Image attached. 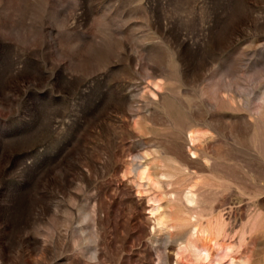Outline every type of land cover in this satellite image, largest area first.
Returning a JSON list of instances; mask_svg holds the SVG:
<instances>
[{"label":"rangeland","instance_id":"obj_1","mask_svg":"<svg viewBox=\"0 0 264 264\" xmlns=\"http://www.w3.org/2000/svg\"><path fill=\"white\" fill-rule=\"evenodd\" d=\"M215 257L264 264V0H0V264Z\"/></svg>","mask_w":264,"mask_h":264},{"label":"bare ground","instance_id":"obj_2","mask_svg":"<svg viewBox=\"0 0 264 264\" xmlns=\"http://www.w3.org/2000/svg\"><path fill=\"white\" fill-rule=\"evenodd\" d=\"M189 140L192 141V135L191 132L189 133ZM151 181V180H150ZM193 192L190 189H187L186 191H184V200L187 203H193L194 202V196H193ZM157 209V208H156ZM163 217V216H162ZM158 223L162 222L160 219L161 218H157ZM160 221V222H159ZM164 223V222H162ZM161 223V224H162ZM185 250H187L188 255L190 256V258H192L194 261L198 262V261H202V260H208L209 259V252L208 249L205 247H196L191 241H186L185 243ZM179 249H181V247H178V250L176 253L179 252ZM218 254V253H217ZM218 256V255H217ZM216 256V257H217ZM216 257L214 258L216 260ZM213 259V258H212ZM220 259V258H219ZM218 260H214V262H212V264H221V262Z\"/></svg>","mask_w":264,"mask_h":264}]
</instances>
